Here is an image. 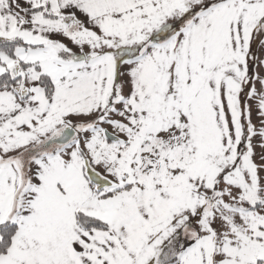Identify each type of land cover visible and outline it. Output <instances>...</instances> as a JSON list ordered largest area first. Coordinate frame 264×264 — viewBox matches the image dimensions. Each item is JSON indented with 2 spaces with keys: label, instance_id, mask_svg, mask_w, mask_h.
Returning a JSON list of instances; mask_svg holds the SVG:
<instances>
[{
  "label": "snow or ice",
  "instance_id": "snow-or-ice-1",
  "mask_svg": "<svg viewBox=\"0 0 264 264\" xmlns=\"http://www.w3.org/2000/svg\"><path fill=\"white\" fill-rule=\"evenodd\" d=\"M0 264H264V0H0Z\"/></svg>",
  "mask_w": 264,
  "mask_h": 264
}]
</instances>
